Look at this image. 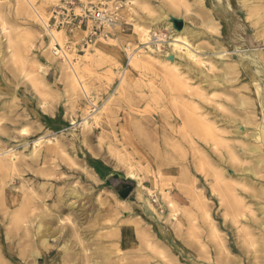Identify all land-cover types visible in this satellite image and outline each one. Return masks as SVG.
I'll list each match as a JSON object with an SVG mask.
<instances>
[{
	"label": "rangeland",
	"instance_id": "1",
	"mask_svg": "<svg viewBox=\"0 0 264 264\" xmlns=\"http://www.w3.org/2000/svg\"><path fill=\"white\" fill-rule=\"evenodd\" d=\"M90 7L113 23L85 44L88 29L70 16ZM219 33L204 24V0H0V143L12 132L0 158L55 147L33 167L37 180L0 176V215L4 182L15 179L13 207L28 200L33 216L16 222L31 243L22 245V227L13 232L24 254L12 264H264V146L248 138L262 129L247 121L236 135L216 116L208 121L223 146L191 144L175 118L185 93L189 107L214 98L228 109L220 100L231 94L204 90L208 63L218 75L238 54L216 48ZM8 115L17 123L6 129ZM58 201L65 211L52 220Z\"/></svg>",
	"mask_w": 264,
	"mask_h": 264
},
{
	"label": "bare ground",
	"instance_id": "2",
	"mask_svg": "<svg viewBox=\"0 0 264 264\" xmlns=\"http://www.w3.org/2000/svg\"><path fill=\"white\" fill-rule=\"evenodd\" d=\"M204 24L209 30H214L216 29V27L218 30V26H221L222 33H219V35H217L216 41L213 40L216 48L221 47L223 49V47L225 48L233 47L238 51V54L236 55L235 54L228 55L229 62L227 64L219 63L221 64L220 65L221 67L219 69L220 72L218 75L217 74L215 75L213 65L208 63L209 65L206 66V72L204 70V74H205L204 82L206 83L204 85L205 86L204 90H206V88L212 89L211 87H215V88L220 87L224 92L231 94L232 98H230L231 100H229L228 98L226 99L224 97L225 99H223L221 97L220 101L228 104V109L226 111H223L224 110L223 108H222L223 110H221V108H219L217 105H214L216 104L217 101V99L214 98L203 97L204 105L202 104L201 105L204 106V109L200 106L189 107V105L190 106L193 105L194 99L192 101V98L189 96L188 93L185 94L182 93L184 97L182 96L181 97L183 98L182 102L184 104L183 106H185V109L181 111H177L175 116V118L179 120L183 125L184 137H182V139L185 138L183 139V141L189 140L191 144L194 142L195 144L200 142H204L205 144L211 141L220 146H223V143H221V141H224L222 140L224 137L221 135V132H217L216 127H214L216 122H221L225 126H232L235 131L234 133H236V135H239L240 132L238 131V128L240 130L241 124L250 121L249 122L250 124L253 123L255 126H259L262 130L250 132L248 134V138H253L255 142L259 141L264 146V53L262 51H258L257 49L258 45H261L264 42V0H204ZM185 30L186 28L184 27L182 31L185 32ZM51 36L54 38L53 33H51ZM180 46L181 45L175 43L173 45V48H180ZM205 47H207V43L204 44V48ZM207 49H209V46L207 47ZM224 52H222V54L219 53L221 55L219 54L218 55L219 56L227 55L226 53L225 55H223ZM208 71H210L211 73H209ZM230 74H232L233 76H231ZM177 80H179L178 82L181 81L180 79ZM183 85L184 84H182V87H186V85L185 86ZM235 87L241 90L239 94L235 95L231 90L232 88ZM197 98H199V96ZM201 108L204 111H201ZM203 113H205V116L207 117H205ZM216 116H219L220 118L217 117L218 120L215 121V124L209 123L208 119ZM6 121L8 122L5 125L6 129L10 127H14L17 123V121L13 118V116H9V115L6 118ZM144 133L145 131L142 129L141 130L142 141L146 143H150V139H149L150 135ZM20 134L21 136H17L18 141H22V140L25 141L28 136L24 132ZM11 137H12V132L7 133L5 138L8 141L7 142L8 144L0 143V151L3 150V152H6L8 150V145H10L11 143L9 139ZM0 138H2L1 134H0ZM34 148L29 153L32 155L30 159H28L27 157L23 159L19 158L15 154L11 153L12 151H10L9 155H7L6 157L3 156L4 158H0V176H4L5 174H9V173H18L19 176L21 174H26V173L29 175L30 172H33L35 175L31 174L30 177H33L35 180H37L38 179L37 175L40 173L39 171H35V172L32 171L34 170L33 167L36 165L38 166L41 163L43 164L47 163L49 161L48 158L49 152L55 149V147L54 148H52L51 146L46 147L45 148L46 150H42V151L40 149L38 150L37 149L38 147H36L38 151L35 150ZM240 149L243 154L245 152H253V153L260 152L259 148L256 145L250 146L249 148L243 147ZM14 159H16V161H14ZM197 159L198 161L202 160V157L198 156ZM17 182L18 180L16 181L15 179H12L7 182H4L3 185L5 191L4 197L6 198L3 205L6 207V213L0 215V264H5V262H10L9 264H12L14 261L19 259V256L22 257V255L24 254L21 251L15 250L16 249L14 246L15 244H13L11 237V235L15 230L20 229L21 227L23 228L24 235L23 237H21L22 245H25L26 247L29 246V244L31 243L26 233L28 231V228L16 224V222H30L33 218V216L30 215L29 209H27L28 207H30L29 206L30 202L28 200L25 201L21 200L19 202V205H17V207H13L14 203L16 202L14 197L15 192H13L14 191L13 185ZM230 198L225 197L223 198V200L225 203L227 204L229 203L230 205L231 203ZM61 205L62 202L58 201L57 215H55L53 218L50 217L52 220H54V218L58 219L61 213L65 211L63 210V208H60L62 207ZM67 206L68 208H70L73 206V204H67ZM2 222L3 225L1 224ZM5 222H9L11 225L8 228H6L4 227ZM4 228L6 235L8 234L10 238L6 237L3 240L2 238L3 235L1 231ZM71 231L73 232L74 230L71 229ZM25 250L27 249L25 248ZM47 253L49 255L50 253H52V251L50 249H47ZM34 256H35L34 259L36 261H39L42 258L40 253L37 254V252H34Z\"/></svg>",
	"mask_w": 264,
	"mask_h": 264
},
{
	"label": "built area",
	"instance_id": "3",
	"mask_svg": "<svg viewBox=\"0 0 264 264\" xmlns=\"http://www.w3.org/2000/svg\"><path fill=\"white\" fill-rule=\"evenodd\" d=\"M78 26H84L88 29V34L85 39V44L92 42L98 35L101 34V28L104 24H112L111 15L107 14L104 9L84 8L79 14L72 12L70 16ZM166 34H161V39L166 38Z\"/></svg>",
	"mask_w": 264,
	"mask_h": 264
},
{
	"label": "water",
	"instance_id": "4",
	"mask_svg": "<svg viewBox=\"0 0 264 264\" xmlns=\"http://www.w3.org/2000/svg\"><path fill=\"white\" fill-rule=\"evenodd\" d=\"M175 26V25H174ZM176 27V26H175ZM177 28V27H176Z\"/></svg>",
	"mask_w": 264,
	"mask_h": 264
}]
</instances>
